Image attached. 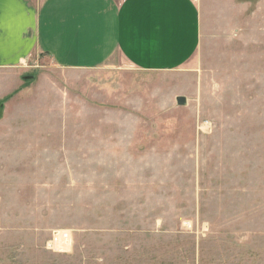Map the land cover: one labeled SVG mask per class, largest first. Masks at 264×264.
Listing matches in <instances>:
<instances>
[{"label": "rangeland", "instance_id": "1", "mask_svg": "<svg viewBox=\"0 0 264 264\" xmlns=\"http://www.w3.org/2000/svg\"><path fill=\"white\" fill-rule=\"evenodd\" d=\"M248 7L176 71L37 53L0 73V264H264V0Z\"/></svg>", "mask_w": 264, "mask_h": 264}, {"label": "crops", "instance_id": "2", "mask_svg": "<svg viewBox=\"0 0 264 264\" xmlns=\"http://www.w3.org/2000/svg\"><path fill=\"white\" fill-rule=\"evenodd\" d=\"M247 6L255 0H0V73L25 71L37 53L71 71L117 55L143 70L176 71L201 50L205 26L228 31Z\"/></svg>", "mask_w": 264, "mask_h": 264}, {"label": "built area", "instance_id": "3", "mask_svg": "<svg viewBox=\"0 0 264 264\" xmlns=\"http://www.w3.org/2000/svg\"><path fill=\"white\" fill-rule=\"evenodd\" d=\"M67 234L66 233L57 234L53 238L54 240L49 244V247L52 249L62 251L64 249V247L62 245L68 244L70 241V237Z\"/></svg>", "mask_w": 264, "mask_h": 264}, {"label": "water", "instance_id": "4", "mask_svg": "<svg viewBox=\"0 0 264 264\" xmlns=\"http://www.w3.org/2000/svg\"><path fill=\"white\" fill-rule=\"evenodd\" d=\"M177 102H178L179 106H186V104H187L186 98H184V97L177 98Z\"/></svg>", "mask_w": 264, "mask_h": 264}]
</instances>
